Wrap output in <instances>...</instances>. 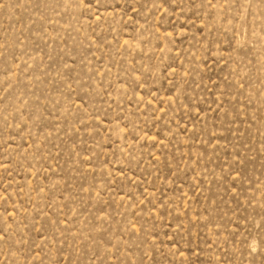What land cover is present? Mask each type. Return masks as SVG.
Returning <instances> with one entry per match:
<instances>
[{
  "label": "rangeland",
  "instance_id": "obj_1",
  "mask_svg": "<svg viewBox=\"0 0 264 264\" xmlns=\"http://www.w3.org/2000/svg\"><path fill=\"white\" fill-rule=\"evenodd\" d=\"M0 264H264V0H0Z\"/></svg>",
  "mask_w": 264,
  "mask_h": 264
}]
</instances>
